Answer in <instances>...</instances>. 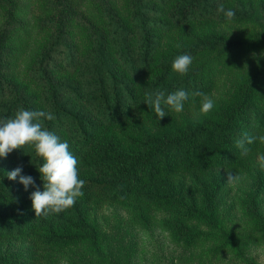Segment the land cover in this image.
I'll return each mask as SVG.
<instances>
[{
    "label": "trees",
    "instance_id": "16d2710c",
    "mask_svg": "<svg viewBox=\"0 0 264 264\" xmlns=\"http://www.w3.org/2000/svg\"><path fill=\"white\" fill-rule=\"evenodd\" d=\"M20 4L0 0V120L21 108L52 114L41 118L42 128L68 142L85 186L73 207L36 217L30 199L36 189L26 191L7 173L22 167L43 191L38 168L44 159L33 144L0 157V244L20 247L1 251L0 264H55L65 247L82 242L98 252L94 215L105 205L123 209L133 225L166 232L175 248L164 264L220 263V244L206 254L199 249L208 236L216 243L224 237L218 210L229 171L251 179L255 201H264L258 161L264 144L247 145V155L235 146L245 131L264 135V62L233 67L237 52L264 48V0H35L27 21ZM220 4L235 12L231 22L217 12ZM228 23L257 28L229 35L222 29ZM32 38L33 65L26 67L32 83L23 86L7 73L9 50L25 48ZM183 54L193 62L180 75L172 63ZM224 78L227 95L220 91ZM178 89L189 93L183 111L167 109L159 120L146 94ZM193 92L214 101L207 115ZM155 210L169 214L158 217ZM203 224L211 233L201 232ZM259 229L240 232L236 247L261 240Z\"/></svg>",
    "mask_w": 264,
    "mask_h": 264
},
{
    "label": "rangeland",
    "instance_id": "374dc122",
    "mask_svg": "<svg viewBox=\"0 0 264 264\" xmlns=\"http://www.w3.org/2000/svg\"><path fill=\"white\" fill-rule=\"evenodd\" d=\"M34 4L35 0H21L20 5L27 9L24 17L25 21H27L29 9ZM256 28L257 26L251 24L235 23H228L227 26L222 27L223 31L229 35L253 32ZM35 41L32 38L25 48L9 50L13 53L9 56L11 67L7 70V73L10 77L22 79L24 81L23 86H31L32 83L28 78L30 72L26 71V67L30 66L29 62L30 64L33 62ZM13 47H16V45ZM21 52L24 53L23 56H20ZM237 53L236 60L238 64L233 66L236 69L243 66H258L256 61L262 60L264 62V48L248 47L246 50ZM230 70H232V63ZM227 75L232 79V72H228ZM262 79L264 84V75ZM228 83L229 80L226 78L221 82L220 91H224L225 95L231 92ZM221 172L220 176L225 177L226 173ZM255 190L254 182L251 179L240 180L238 178L231 184H225L223 190L225 191V197L220 199L218 210L224 237L216 243L213 238L208 236L199 249L206 254L212 247L220 244L223 253L220 257V263L216 264H226V262L228 264H264V201L261 200L262 197L255 201L253 195ZM154 213L159 215L158 217H165L169 214L168 210H155ZM95 214L94 216L99 225L101 249L98 252H93L94 249L85 245L84 242L68 246L61 251L62 254H58L60 257L58 256L55 264H164L162 262L163 257L170 255V251L175 248V245L169 241L166 232L161 231L155 225L152 228L133 225L128 214L118 206H102ZM252 226L260 228L255 233L261 234L263 238L259 240L255 237L247 241L245 247H236L237 235ZM201 228V232L205 235L211 233L212 228L204 224ZM214 231L221 235V231ZM5 249H20L19 242L8 241L0 244V252ZM231 252L232 260L230 258ZM221 260H224V262H221Z\"/></svg>",
    "mask_w": 264,
    "mask_h": 264
},
{
    "label": "clouds",
    "instance_id": "9594fccd",
    "mask_svg": "<svg viewBox=\"0 0 264 264\" xmlns=\"http://www.w3.org/2000/svg\"><path fill=\"white\" fill-rule=\"evenodd\" d=\"M218 13H223L228 22L235 17L231 9L225 10L223 4L217 8ZM193 62L189 54L177 56L173 63L174 72L185 75ZM192 95L201 97L200 113L207 115L214 108V101L202 92H193ZM189 99V93L184 89L165 95L164 91L157 90L155 93L146 94L145 103L154 110L159 120L163 119L169 112L167 109L180 113L184 109L185 102ZM49 120L55 117L43 111H30L21 108L14 118L0 120V157H7L13 150L21 149L26 144H33L36 155L44 159V163L38 168L43 180V191L36 185L30 175H22V167H17L7 173L9 180L24 185L27 191L29 186L36 190L31 193L32 207L36 217H47L50 214H59L74 206L77 198L83 197L82 191L85 181L78 178L77 159L69 151L67 141L61 142L54 133L44 130L40 123L41 118ZM259 141L264 144V135L252 136L247 131L243 132L235 140V146L241 150L242 155H247V145ZM260 167L264 169V155L258 156ZM238 179L229 171L228 182L231 184Z\"/></svg>",
    "mask_w": 264,
    "mask_h": 264
}]
</instances>
